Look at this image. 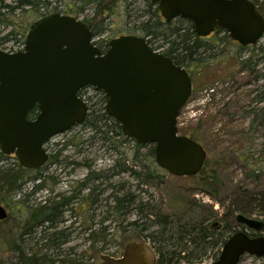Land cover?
<instances>
[{"label": "rangeland", "instance_id": "1", "mask_svg": "<svg viewBox=\"0 0 264 264\" xmlns=\"http://www.w3.org/2000/svg\"><path fill=\"white\" fill-rule=\"evenodd\" d=\"M80 10L85 12L84 16L86 14L93 19L94 24L104 25L105 37L113 39L134 35L143 37L148 42L150 40L142 30L146 21H149V17L141 18L143 11L148 10L145 0H0V50L7 53L19 52L24 47L30 28L41 18L64 11L80 14ZM163 24L166 27L165 19ZM181 27L185 28L187 24L180 23L177 19L166 27L165 31L170 37ZM151 42L157 48L153 47L155 50L162 52L161 41L153 37ZM199 46L203 48L200 51L206 49L208 54L206 59L204 56H197V65L193 64L196 71L201 69L202 72L198 78H193L192 96L178 118L180 135L194 138L207 151L205 167L197 176H172L157 165L155 155L150 154L151 147H138L133 140H126L127 145L123 146L125 139L122 136L106 140V132L103 136V133L87 128L83 123L53 140L72 143L63 156L74 157L77 142L84 145L97 142L99 149L92 157L108 160L119 157V152L130 159L132 168L141 171L143 176L138 179L132 175H122L119 183H129L126 190L131 189V194L137 196L134 205L132 204L130 220H139L142 215L150 213L152 209H148L150 206L147 207L143 201L149 198L152 202L150 205L155 212L152 215V223L148 222V236L154 235L162 239L163 236L168 237L174 233L172 241L178 239L179 243L185 238L186 230L193 226L207 227L213 223L221 225L214 235L222 240L239 231L264 236V230L251 231L236 220L237 215L243 214L264 222V101L259 102L258 106L256 103L257 94L264 93V79L258 78L264 74V54L259 51L264 47V38L258 45L241 47L228 35L220 33L208 41H200ZM210 46L213 48L210 49ZM167 47L168 45L163 51H166ZM258 56L262 61L260 65H256ZM86 91L87 89H84L83 92ZM95 93L91 89L85 96V93H80L79 96L87 102L86 97L91 95V103H100V97H96ZM112 142L119 144H114L116 149L109 150ZM17 163L14 155L0 157V168L12 170L20 175L21 165L18 164V167ZM3 178V175L0 176V203L7 209L9 217L7 222L0 226V264H24L16 251V240L29 256L35 255L40 248L44 251V246L37 243L35 245L30 238H26L24 243L18 238L23 231L20 230L22 224L15 222L11 212L15 203L13 191L7 192ZM146 179H149V184H146ZM30 187L27 183L21 194L29 193ZM143 190L149 197L145 196ZM125 192L123 188L119 195L122 196ZM141 204L144 205V210L142 207L140 209ZM107 215L100 213V221H105ZM165 218L168 222L175 223L168 231H163ZM83 231L76 230L73 237H80V243L83 245H80L79 250L85 259H91L97 248L103 254L112 253L114 248L108 250V244L121 243L123 240V230L117 225L112 230H106L107 236L101 234L99 228V231L95 232L98 244L87 240L91 239L95 230ZM74 245L72 242L68 246L69 249L74 248ZM176 246H171L170 249L177 251ZM188 250L189 247L186 246L185 251ZM206 253L210 255L206 254L202 260L174 259L171 264H212L213 249ZM63 260L66 263L72 262L69 254L64 256ZM240 264H264V259L244 256Z\"/></svg>", "mask_w": 264, "mask_h": 264}, {"label": "water", "instance_id": "2", "mask_svg": "<svg viewBox=\"0 0 264 264\" xmlns=\"http://www.w3.org/2000/svg\"><path fill=\"white\" fill-rule=\"evenodd\" d=\"M150 1L166 22L178 18L190 22L197 37L220 29L247 47L264 36V17L249 0ZM85 87L106 96L105 112L124 136L155 147L161 169L176 177L202 172L207 151L178 129L180 112L192 95L188 73L139 36L116 38L102 53L85 23L61 14L37 21L27 34L24 51L0 50L1 153L14 155L24 169L42 168L49 158L46 144L85 121L88 105L79 96ZM36 107V118L29 119ZM7 217L0 203V222ZM236 220L251 231L264 230V222L243 214ZM134 248L126 251V259L106 258L102 264L155 263L141 239L135 240ZM244 255L264 259V236L235 233L213 264H239Z\"/></svg>", "mask_w": 264, "mask_h": 264}, {"label": "flooded vegetation", "instance_id": "3", "mask_svg": "<svg viewBox=\"0 0 264 264\" xmlns=\"http://www.w3.org/2000/svg\"><path fill=\"white\" fill-rule=\"evenodd\" d=\"M249 1H251L256 6L257 11L263 16L264 0ZM144 11L141 16L142 19H144V17L147 18L144 15ZM79 13H82L83 15L85 12L83 10H80ZM59 14L63 16L73 17L85 23L92 33L93 44L95 46H98L101 50L109 49L112 40L116 39V37L111 39L109 36H104L106 35V28L102 33L95 32L96 30L100 29L99 25L101 23L94 24L93 19L87 17L86 14L85 16H82L78 14V12H76V14L79 15L78 16L73 13H66L65 11ZM75 16H78V18H76ZM181 33L184 32L182 31ZM220 33L228 35L227 31L216 29L209 36L197 37V39H199L200 41H208L215 37L216 34ZM188 38L190 39L189 36ZM190 40L195 41L196 36L195 38ZM261 40L255 45H258ZM161 42L162 44L160 48L162 52L155 50L152 47L154 44L152 46L150 44L149 45L154 51L165 55L167 49L166 51H163V48L165 46L164 42ZM234 43L240 45L236 41H234ZM211 48L213 47L210 46V49ZM263 48L261 47L259 51L262 52ZM179 49L181 48H179V46L177 45L174 48L175 51L172 55L175 59H177V61L181 62L180 60L182 59L181 56L183 55V53H181L182 51ZM205 51L207 50L205 49L203 52L200 51L198 56H204V58L206 59L208 51ZM176 55H179V57H177ZM173 62L175 65L182 67L188 73L191 78V81L193 80V78H198L201 75V69H198L196 71V68L193 67V64L189 66L184 63V66H180L175 61ZM261 62L262 61L259 59L258 56L256 65H260ZM258 78L264 79V74H262ZM84 93L88 94L89 91H86ZM262 101H264V93H258L256 99L257 106L259 102ZM90 110L91 108L89 109L88 106V114L90 113ZM96 143L97 142H92L90 144L84 145L80 142H77V145L75 146V156L68 157L63 156L64 151H67V148L71 147L72 143L68 141L66 143L63 140H50L46 144V150L49 155L46 164L40 169L30 170L28 174L23 177V179L17 182L19 186L12 193V197L15 200V203L12 206L13 208L11 212L14 215L15 222H17L18 224H22L20 225V227L22 226L20 230L23 231L18 235V238L23 243L25 242L26 238H30V240L34 241L33 243H35V245L37 243L40 246H44V251H42L40 248L38 249L35 255L29 256L26 251L20 248V244L16 240V251L19 253V258L22 263L27 264L25 259L28 258L35 259V262H33L32 264H56L57 262L60 264H84L85 262H87V264H102L105 262L104 259L106 258L113 260L126 259V251L128 253H131V251L135 249L134 243L135 240L138 238V240L141 239V241H143L151 249L152 254L154 256V264H159L161 255L156 251L154 244L149 241L150 238L147 233V230L150 226L148 225V222H151L152 216H147V214H145L142 215L139 220H130L132 217L131 203L127 201L123 209L122 207L118 206L119 202L117 198H130L131 196V189L126 190V188L129 186V183L124 182V184L122 185L119 183V180L122 175H125L127 177H130L131 175L132 163L130 159L123 156V154H119V152L117 153L119 157L111 158L108 160H99L98 157H92L95 153L97 154L99 149L97 148L98 146L96 145ZM114 144L118 145L119 143H112L108 147V149H116L117 146H115ZM122 145H127L126 140L125 143H123ZM140 146L145 147L147 145ZM27 183L28 186H31L30 191L29 193L24 192L22 195L21 192L24 191V187ZM123 188L126 192L122 196H120L119 193L122 191ZM42 193L44 194L42 195ZM143 193L145 194V196L148 195L149 197V194L144 190ZM17 198L21 200L18 201ZM143 202L144 204H146L147 207H152L150 205V203L152 202L149 201V198L147 199V201ZM103 212L108 215L105 217V221L102 220L101 222L99 214H103ZM117 212H124L126 215L121 216V218L117 215ZM7 214L9 217L8 211ZM67 215H69V217H67ZM8 217L5 221L0 222V226L7 222ZM129 220L130 222H128ZM214 224L215 223L208 225L207 227L206 225L202 226L207 231L206 237L202 236L183 238L179 243L177 241V243L175 244L177 245V251H175V253L172 255V260H202V258L207 254L206 252L209 249H213L214 253L211 255V258L213 259L212 264L217 262L221 256L224 245L231 236L228 239H219V237L214 234L215 231H218L221 225L217 223V225L214 226ZM116 225L118 228H121L123 230V240L121 243L116 242V244L113 245L111 243L108 244V250L114 248L112 253L103 254V252L100 251L99 248H97L94 251L91 259H85L83 257V253L79 250L80 245L83 244L80 243L79 236L73 237L74 232L76 230H95L92 233L91 239L87 238V240H91L92 242L98 244L99 241L96 238L95 232L99 231V228L101 230L107 231L112 230L116 227ZM137 226H139L141 229L143 228V232H140L141 229L136 228ZM41 233H43L42 236L40 235ZM247 233L251 237H259L254 234H250L248 231ZM108 236H110V234H108ZM72 242L75 244L74 248L69 249L68 246ZM186 246L189 247L188 251H185ZM103 249L104 248H102V250ZM68 254L69 259H72L71 263L68 261L66 263V261L63 260V257L67 256ZM209 255L210 254L208 253L206 256ZM143 263L145 264V262ZM138 264L141 263L138 262Z\"/></svg>", "mask_w": 264, "mask_h": 264}, {"label": "trees", "instance_id": "4", "mask_svg": "<svg viewBox=\"0 0 264 264\" xmlns=\"http://www.w3.org/2000/svg\"><path fill=\"white\" fill-rule=\"evenodd\" d=\"M145 1L147 2L148 10L144 11V15L147 18L149 17V21H146V23L143 25L142 30L144 31L146 37L150 39L148 43L152 46L153 44L151 42V39H153V37H155L159 41H163L164 46L168 45L167 51L165 52V55L170 57V59L175 61L178 65L184 66V63H185V64L191 66L192 64H195L197 61L196 58L199 54V51L203 48H200V46H199L200 40L197 39V36L194 32L193 25L184 19L178 18V21L180 23L187 24V27H185V28L181 27V28L176 29V32L175 33L173 32L174 34H172V36L169 37V34L165 31V28L168 27L175 20L171 21V22L165 21L167 24L165 27L163 24V18L160 14L158 6L156 4H153L150 0H145ZM99 28L100 29L96 30L95 32H97V33L101 32L102 33L105 30L104 25L102 23L99 25ZM182 31L184 33H181ZM12 35H14V34H11V36ZM188 36L190 37V39H193L196 36V40L195 41L193 40L194 41L193 42L192 40H190L188 38ZM177 45L179 46V48H181V49H179L182 51L181 53H183V55L181 56L182 59L180 60L181 62L177 61V59H175L172 55L175 51L174 48ZM152 47H154V46H152ZM102 50H103V52L107 51V49H102ZM262 54H264V48L262 50ZM176 56L179 57V55H176ZM195 65H197V64H195ZM94 95H96V97L97 96L100 97V103H97V104L91 103L92 102L91 100L93 99V97H91V95L86 97L89 106L91 104V106H90L91 110H90V113L88 114L87 118L83 122L84 126H86L87 128L94 129L99 133H103V136L105 135V132H106L108 135L110 134V137L112 140L114 138H120L121 136L125 140H128L129 138H127L123 135L121 126L117 122H115V120L113 118L108 116V114L105 112V104H106L107 99L104 96V94L95 93ZM37 114H38V109L36 107L30 112L29 119H35ZM110 127H111V129H110ZM104 128H106V130H103ZM190 138H192V137H190ZM192 139H194V138H192ZM129 140H133V139H129ZM133 141H135V140H133ZM147 146L151 147L150 154L154 156L155 155V147L150 146V145H147ZM138 147H139V145H138ZM1 156L7 157L6 155L1 153V151H0V157ZM18 164L19 163H17V166L19 167ZM19 168H20V175L13 173L12 170H4L3 168H0V176H2V175L4 176L3 179L5 181V184L7 185V188H8L7 192L8 193H11L12 191L14 192V190H16V188L19 186L17 184V182L19 180L23 179V177L25 175H27L28 172L30 171V170H27V169H24L21 167H19ZM131 175L134 176L135 178L141 179L143 176V173L141 171H137L134 168H132L131 169ZM145 181H147L146 184H149V179H146ZM136 199H137V196H135L134 194H131L130 198H127V197L117 198V200L119 202L118 206L122 207V209H123V207L127 201L130 202L131 206H132V204L134 205V202ZM141 207L143 209L144 205L141 204L140 209H141ZM150 208L152 210L150 211V213L147 212V216L154 215L155 209L153 207H149L148 209H150ZM117 215L121 217V216H125L126 214L124 212H117ZM168 221L169 220L166 219L165 227H164L163 231H168L169 227H171L172 225L174 226V224H175L172 222H171L172 223L171 224ZM136 228L141 229L139 226H137ZM149 228H150V226H149ZM140 232H143V228L141 229ZM101 234H104V236H105L106 230L105 231L101 230ZM192 236L206 237L207 231L203 227L197 228L196 226H193V228H191L190 230L185 231V238L186 237L190 238ZM149 238H150L151 242L154 244L156 251L161 255L160 260H159V264H171V263H173L172 255L175 253V251L173 252V250H171L170 247L171 246H172V248L175 247L174 245L178 241V239H176L175 242L172 241L174 238V233H172L168 237L163 236L162 239H159V237H156L154 235H150ZM34 260H35L34 258L25 259L27 264H32L33 262H35Z\"/></svg>", "mask_w": 264, "mask_h": 264}, {"label": "bare ground", "instance_id": "5", "mask_svg": "<svg viewBox=\"0 0 264 264\" xmlns=\"http://www.w3.org/2000/svg\"><path fill=\"white\" fill-rule=\"evenodd\" d=\"M89 109H90V106H89ZM105 139H106V140H108V139H110V140H111L110 134H109V135L107 134V136H106V138H105ZM112 143H113V142H112ZM112 143H111V144H112ZM63 146H64V144H63ZM17 161H18V160H17Z\"/></svg>", "mask_w": 264, "mask_h": 264}]
</instances>
